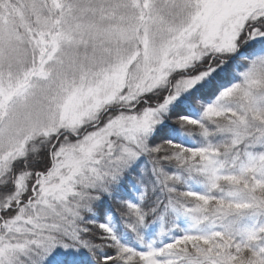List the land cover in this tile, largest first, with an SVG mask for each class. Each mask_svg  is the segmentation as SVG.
I'll list each match as a JSON object with an SVG mask.
<instances>
[{
  "label": "snow or ice",
  "instance_id": "1",
  "mask_svg": "<svg viewBox=\"0 0 264 264\" xmlns=\"http://www.w3.org/2000/svg\"><path fill=\"white\" fill-rule=\"evenodd\" d=\"M0 264H264V0H0Z\"/></svg>",
  "mask_w": 264,
  "mask_h": 264
}]
</instances>
